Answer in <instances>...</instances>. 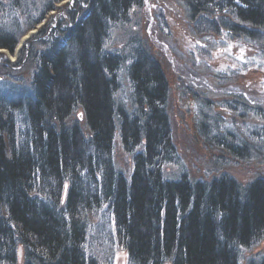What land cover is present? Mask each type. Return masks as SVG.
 Returning <instances> with one entry per match:
<instances>
[{"label": "trees", "instance_id": "obj_1", "mask_svg": "<svg viewBox=\"0 0 264 264\" xmlns=\"http://www.w3.org/2000/svg\"><path fill=\"white\" fill-rule=\"evenodd\" d=\"M132 1L77 3L21 47L30 81L0 86V264H17L19 248L22 264H100L87 240L101 216L127 264H239L264 239V180L190 178L171 140L161 68L141 42L108 50ZM187 1L191 19L218 15L229 33L264 42V0ZM4 7L0 0V49L12 53L18 36L1 26ZM20 7L8 0L5 9L16 16ZM123 77L128 94L119 99ZM76 110L86 134L67 123ZM208 110L196 114L205 142L235 159L264 160V124L243 139ZM115 136L132 160L128 178L114 164ZM169 165L181 171L169 178Z\"/></svg>", "mask_w": 264, "mask_h": 264}, {"label": "rangeland", "instance_id": "obj_2", "mask_svg": "<svg viewBox=\"0 0 264 264\" xmlns=\"http://www.w3.org/2000/svg\"><path fill=\"white\" fill-rule=\"evenodd\" d=\"M81 1L21 0V12L16 15V20V16L5 9L8 0H1L7 12L1 26L15 32L18 38L12 53L6 49L0 53V77H3L0 86L30 81V66L24 53L20 52L21 47L47 24L51 28L59 17L64 19L68 13H74ZM132 2L125 20L111 28L107 48L118 49L141 42L150 58L161 68L168 85L166 109L171 140L182 168L195 180H209L223 173L241 185L255 178L264 180V160L253 155L244 160L235 159L213 148L198 134L196 118L198 108L208 105L212 114L207 115H217L220 127L225 128L222 129H228L243 139L258 124H264V42L229 33L218 15L195 14L191 19L187 0ZM48 5L55 10L47 12L35 27L28 28L29 23L38 19ZM17 60H20L17 67L7 65ZM120 88L116 97L126 99L128 84L125 77ZM72 122H76L84 134L87 133L80 110L69 117L67 123ZM113 160L117 170L128 178L132 160L123 152L116 136ZM164 171L167 177L172 178L181 168L169 165ZM104 219L101 216L89 231L87 243L91 246V253L97 255L100 264H127L124 249L108 238L110 222L108 218L106 222ZM17 253V264H22L21 248ZM256 256H264V239L243 252L239 264H245Z\"/></svg>", "mask_w": 264, "mask_h": 264}, {"label": "snow or ice", "instance_id": "obj_3", "mask_svg": "<svg viewBox=\"0 0 264 264\" xmlns=\"http://www.w3.org/2000/svg\"><path fill=\"white\" fill-rule=\"evenodd\" d=\"M144 2L147 3L148 0H144ZM238 2H239V0H238ZM153 7H155V5H153ZM5 51H6L5 49H0V52H5ZM240 59L243 60L242 57H240ZM243 62H244V63H247V61H243ZM234 67H235V66H234ZM0 79H3V77H0ZM65 189H67V185H65ZM241 247H242V245H241Z\"/></svg>", "mask_w": 264, "mask_h": 264}, {"label": "bare ground", "instance_id": "obj_4", "mask_svg": "<svg viewBox=\"0 0 264 264\" xmlns=\"http://www.w3.org/2000/svg\"><path fill=\"white\" fill-rule=\"evenodd\" d=\"M24 39H25V37L22 40H24ZM0 53H3V52H0Z\"/></svg>", "mask_w": 264, "mask_h": 264}]
</instances>
